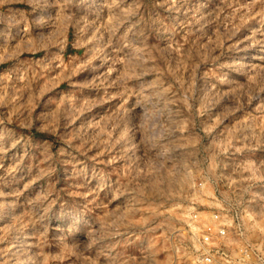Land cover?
<instances>
[{"label":"rangeland","instance_id":"1","mask_svg":"<svg viewBox=\"0 0 264 264\" xmlns=\"http://www.w3.org/2000/svg\"><path fill=\"white\" fill-rule=\"evenodd\" d=\"M0 151V264L264 255V0H0Z\"/></svg>","mask_w":264,"mask_h":264},{"label":"built area","instance_id":"2","mask_svg":"<svg viewBox=\"0 0 264 264\" xmlns=\"http://www.w3.org/2000/svg\"><path fill=\"white\" fill-rule=\"evenodd\" d=\"M194 212L192 222L198 229L195 264H264V255L234 237L233 221L220 213L203 217Z\"/></svg>","mask_w":264,"mask_h":264},{"label":"bare ground","instance_id":"3","mask_svg":"<svg viewBox=\"0 0 264 264\" xmlns=\"http://www.w3.org/2000/svg\"><path fill=\"white\" fill-rule=\"evenodd\" d=\"M220 13V12H219ZM221 24V23H220ZM219 24V25H220ZM222 26V25H221ZM227 27V26H226ZM224 29V28H223ZM250 43V42H249ZM192 44H194V43H192ZM196 44V43H195ZM237 45V44H236ZM180 46V45H179ZM193 47V46H192ZM182 49V48H181ZM185 50V49H184ZM179 52V51H178ZM187 52V51H186ZM178 54V53H177ZM179 55V54H178ZM180 56V55H179ZM138 62V61H137ZM233 65V64H232ZM258 69V68H257ZM124 70V69H123ZM254 70H256V68L254 69ZM125 76V75H124ZM92 77V76H91ZM106 77V76H105ZM111 94V93H110ZM108 99H110V97L108 98ZM91 104V103H90ZM116 107V106H115ZM113 108V107H112ZM118 111V110H117ZM113 113V112H112ZM113 116H114V114H113ZM109 118V117H108ZM93 121V120H92ZM101 121V120H100ZM90 123V122H89ZM99 123V122H98ZM98 123H96V125L98 124ZM88 124V123H87ZM87 124H86V126H87ZM89 125V124H88ZM87 127H89V126H87ZM92 129V128H91ZM95 130V129H94ZM4 151V150H3ZM1 152V151H0ZM5 152V151H4ZM10 157V156H9ZM18 157V156H17ZM46 159H48V157L46 158ZM45 160V159H44ZM43 160V161H44ZM3 162V161H2ZM45 162V161H44ZM12 164V163H11ZM27 164V163H26ZM44 164V163H43ZM16 165V164H15ZM41 165V164H40ZM10 166H12V165H10ZM34 166V165H33ZM32 166V167H33ZM47 166V165H46ZM5 168V167H4ZM50 168V167H49ZM2 169V168H1ZM43 169V168H42ZM5 170V169H4ZM30 170V169H29ZM40 170V169H39ZM45 171H47V170H45ZM49 172V171H48ZM71 172V171H70ZM76 172V171H75ZM12 173V172H11ZM47 173V172H46ZM13 174V173H12ZM11 174V175H12ZM41 174V173H40ZM71 174V173H70ZM10 176V175H9ZM40 177V176H39ZM42 177V176H41ZM33 178V177H32ZM68 178V177H67ZM37 179V178H36ZM72 179V178H71ZM8 180V179H7ZM66 180V179H65ZM75 180V179H74ZM17 181V180H16ZM30 181V180H29ZM1 182V181H0ZM10 182V181H9ZM11 182H12V180H11ZM32 182V181H31ZM71 182V181H70ZM2 183V182H1ZM19 183H20V181H19ZM67 183V182H66ZM68 184V183H67ZM70 184V183H69ZM3 186V185H2ZM22 186V185H21ZM70 186H71V184H70ZM5 187V186H4ZM3 187V188H4ZM75 187V186H74ZM14 188V187H13ZM22 188V187H21ZM21 188H19V189H21ZM16 189V188H15ZM14 191V190H13ZM22 191V190H21ZM15 192V191H14ZM30 192H32V191H30ZM37 192V191H36ZM4 193V192H3ZM3 193H2V195H3ZM6 195V194H5ZM8 195H9V193H8ZM7 195V196H8ZM15 195H17V194H15ZM32 196V195H31ZM37 196H39V195H37ZM87 196V195H86ZM24 197V196H23ZM29 199H31V198H29ZM42 199V198H41ZM2 201V200H1ZM30 201V200H29ZM3 202V201H2ZM1 202V203H2ZM24 202V201H23ZM41 202V201H40ZM5 203V202H4ZM33 203V202H32ZM1 205V204H0ZM6 205V204H5ZM8 205V204H7ZM11 205H12V203H11ZM40 205V204H39ZM45 205H47V204H45ZM13 206V205H12ZM12 206H10V207H12ZM28 206V205H27ZM25 207V206H24ZM38 207V206H37ZM4 208V207H3ZM2 208V209H3ZM26 209V208H25ZM49 209V208H48ZM27 210V209H26ZM43 210V209H42ZM1 211H4V210H1ZM22 211V210H21ZM30 211V210H29ZM35 211V210H34ZM16 212V211H15ZM34 213V212H33ZM19 214V213H18ZM8 215V214H7ZM6 215V216H7ZM34 215V214H33ZM41 215H43L42 213H41ZM9 216V215H8ZM23 217V216H22ZM44 217V216H43ZM1 218V217H0ZM28 218H30V216L28 217ZM38 217H36V219H37ZM40 218V217H39ZM4 219V218H3ZM39 220V219H38ZM97 220V219H96ZM13 221V220H12ZM31 221V220H30ZM36 222V221H35ZM11 223V222H10ZM15 223V222H14ZM76 223V222H75ZM97 223V222H96ZM4 224V223H3ZM7 224V223H6ZM21 224V223H20ZM45 224V223H44ZM68 224V223H67ZM31 225V224H30ZM32 225H34V224H32ZM40 225V224H39ZM38 225V226H39ZM58 225V224H57ZM60 226V225H59ZM86 226V225H85ZM5 227H6V225H5ZM21 227V226H20ZM51 227V226H50ZM58 227V226H57ZM68 227V226H67ZM73 228H74V226H72ZM99 227H101V226H99ZM1 228V227H0ZM9 228V227H8ZM12 228V227H11ZM34 228V227H33ZM92 228V227H91ZM98 228V227H97ZM4 229V228H3ZM7 229V228H6ZM20 229V228H19ZM55 229H56V227H55ZM21 230V229H20ZM36 230H38L37 228H36ZM69 230V229H68ZM97 230H99V229H97ZM4 231V230H3ZM15 231V230H14ZM91 231V230H90ZM9 232V231H8ZM44 232V231H43ZM7 233V232H6ZM49 233V232H48ZM39 234V233H38ZM41 234H43V233H41ZM89 234V233H88ZM87 234V235H88ZM7 235V234H6ZM14 235V234H13ZM16 235V234H15ZM20 235V234H19ZM24 235V234H23ZM29 235V234H28ZM44 235V234H43ZM90 235V234H89ZM70 236V235H69ZM37 237V236H36ZM35 237V238H36ZM63 237V236H62ZM88 237V236H87ZM43 238V237H42ZM1 239H3V238H1ZM4 239H5V237H4ZM41 239V238H40ZM67 239V238H66ZM93 239V238H92ZM12 240V239H11ZM43 241H44V239H42ZM59 240V239H58ZM60 240H62V239H60ZM69 240V239H68ZM76 240V239H75ZM80 240V239H79ZM85 240V239H84ZM88 240V239H87ZM21 241H22V239H21ZM26 241V240H25ZM64 241V240H63ZM63 241H61V242H63ZM20 242V241H19ZM30 242V241H29ZM56 242V241H55ZM82 242V241H81ZM89 242H91V241H89ZM7 243V242H6ZM36 243V242H35ZM34 243V244H35ZM40 243V242H39ZM93 243H94V241H93ZM34 244H32V246L34 245ZM66 244V243H65ZM14 245V244H13ZM18 245V244H17ZM22 245V244H21ZM31 244L29 243V246H30ZM49 245V244H48ZM47 245V246H48ZM64 245V244H63ZM68 245H70V244H68ZM3 246V245H2ZM25 246V245H24ZM94 246V245H93ZM27 247V246H26ZM36 247H38V246H36ZM41 247H42V245H41ZM75 247V246H74ZM1 248V247H0ZM5 248V247H4ZM21 248V247H20ZM32 248V247H31ZM44 248V247H43ZM84 248V247H83ZM99 248V247H98ZM80 249V248H79ZM17 250V249H16ZM32 250V249H31ZM37 250V249H36ZM90 250V249H89ZM100 250V249H99ZM103 250V249H102ZM4 251H6L5 249H4ZM14 251V250H13ZM24 251H26V250H24ZM30 251V250H29ZM7 252V251H6ZM6 252H5V254H6ZM80 252H81V250H80ZM96 252V251H95ZM103 252V251H102ZM27 253V252H26ZM31 253H33V252H31ZM35 253V252H34ZM49 253V252H48ZM97 253V252H96ZM108 253V252H107ZM109 253H111V252H109ZM3 254V253H2ZM19 254V253H18ZM81 254H83V253H81ZM87 254V253H86ZM85 254V255H86ZM100 254V253H99ZM36 255V254H35ZM51 255V254H50ZM88 255V254H87ZM96 255V254H95ZM3 256V255H2ZM1 256V257H2ZM6 256V255H5ZM21 256V255H20ZM26 256H28V255H26ZM39 256V255H38ZM48 256V255H47ZM53 256H54V254H53ZM32 256L30 255V258H31ZM13 258V257H12ZM26 258V257H25ZM103 258V257H102ZM7 259V258H6ZM28 259V258H27ZM32 259V258H31ZM42 259V258H41ZM105 259V258H104ZM24 260V259H23ZM29 260V259H28ZM33 260H35V259H33ZM32 260V261H33ZM38 260V259H37ZM22 261V260H21ZM38 262V261H37ZM43 262V261H42ZM8 263V262H7ZM11 263V262H10ZM15 263H17V261L15 262ZM39 263V262H38ZM9 264V263H8Z\"/></svg>","mask_w":264,"mask_h":264}]
</instances>
